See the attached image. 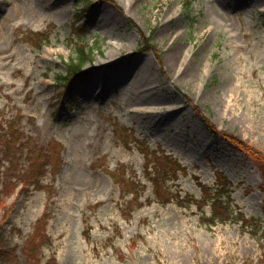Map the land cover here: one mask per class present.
<instances>
[{
	"label": "rangeland",
	"instance_id": "374dc122",
	"mask_svg": "<svg viewBox=\"0 0 264 264\" xmlns=\"http://www.w3.org/2000/svg\"><path fill=\"white\" fill-rule=\"evenodd\" d=\"M138 29L161 62L137 52ZM78 37L92 59L57 85ZM195 106L264 153V0L1 1L0 129L19 115L50 161L37 185L7 195L29 159L25 148L10 167L0 156V257H14L0 264H27L24 246L46 209L40 264H264L261 175L204 128ZM141 142L180 166L161 178L167 203L155 198ZM123 168L136 200L112 177ZM217 173L230 182L228 219L209 220L210 202L176 201H201L202 186L214 193Z\"/></svg>",
	"mask_w": 264,
	"mask_h": 264
},
{
	"label": "trees",
	"instance_id": "16d2710c",
	"mask_svg": "<svg viewBox=\"0 0 264 264\" xmlns=\"http://www.w3.org/2000/svg\"><path fill=\"white\" fill-rule=\"evenodd\" d=\"M110 1V0H105ZM185 5H189L190 0H184ZM86 10L83 11V13H78L76 15V21L81 19L85 14ZM80 28L76 27L74 28V32L81 34L79 32ZM83 30V28L81 27ZM43 35L41 33H35L32 34L31 37H35L37 39H40ZM142 38V44L139 47L140 52H147L151 51L156 59L161 62V57L159 54V51L157 47L153 44L152 37L144 36L142 33L140 34ZM82 37H78V39H81ZM94 49L87 47L83 44H75L74 47V55L70 57L66 71L63 74H58L56 76V81L61 85L64 86L66 83L70 82L72 79H74L77 76H81L85 73L83 70L84 65L92 59V56L94 54ZM194 109L196 110L197 114L199 115L204 128L211 133L214 136H219L222 139H224L226 142L234 146L238 151L244 153L247 157H249L255 166L257 167L258 171L260 172L261 178H262V185L260 189L264 192V153L262 150L258 149L257 147L253 146L252 144L244 141L243 139L239 138L238 136L227 133L221 130H218L216 126L206 117L204 116L200 110L195 106ZM20 116H12L9 120H6L4 122V127L0 129V156L3 161H6L10 166H13V162L11 157L15 155L18 151L21 149H26L27 157L29 159L28 167L24 171H18V176L20 182L23 187L28 185V183H31L33 185H37L41 178L44 176L46 172V167L49 164L50 156L49 152L44 151L42 149H36L37 146H34V142H30L27 140L25 135L20 131L19 128V121ZM126 135H128L127 130L125 131ZM140 150L144 154V157L148 160V165L153 166V172L152 175L150 171H148L146 167V174L147 178L152 184L153 193L155 194V198L157 201H160L162 203H167L170 200V195L165 188L163 182L161 181V178L163 176L174 179L175 173L179 170V164L176 160H174L171 156L162 153L153 152L152 154L149 153L147 146L144 143H139ZM13 164V165H12ZM16 165V164H15ZM58 164L55 165V167ZM147 166V165H146ZM16 168V167H13ZM9 168L4 169L3 175L5 172H8ZM17 170H14V172ZM112 177L121 184L123 190H125L128 193H131L132 199H137V188L134 185V183L131 180H126L124 177H126L125 169H119L118 172H112ZM17 179V178H15ZM216 181H217V189L214 193L211 192V189L207 188L206 186H202V193L203 197L202 200L197 202L192 200L191 198H185L186 201H183L185 199H180L178 195H175V199L177 202H180L181 204L185 203H195L199 206L201 209L203 204H206L207 202H210L211 204V217L209 220H212V222H216L218 220H226L229 218V211L226 208L225 201L223 200V197L226 200L230 199V192H229V186L230 182L227 180L225 176H223L220 173L216 174ZM19 183L17 185H19ZM16 185V186H17ZM15 186V187H16ZM136 189H135V188ZM143 187V186H142ZM7 188V187H6ZM14 187L10 190V192L7 194L9 195L11 191H13ZM49 219V212L46 209L41 217L36 221L34 231L32 235L29 237L26 245L24 246V250L22 252L26 263L27 264H40L39 255L41 253V248L44 244V240L46 238L45 231H46V225L47 221ZM5 250L1 249V253L6 256V258H3V256L0 257V263L4 262L3 260L9 259L13 260L14 257L11 255L4 253ZM11 254H14L13 252Z\"/></svg>",
	"mask_w": 264,
	"mask_h": 264
},
{
	"label": "bare ground",
	"instance_id": "6f19581e",
	"mask_svg": "<svg viewBox=\"0 0 264 264\" xmlns=\"http://www.w3.org/2000/svg\"><path fill=\"white\" fill-rule=\"evenodd\" d=\"M1 1H4V0H0V2H1ZM175 52H176V51H175ZM175 55H176V53H174V52L171 53V54L168 56V61H169V62H173ZM191 74H192V73H191V70H189V71H188V75L190 76ZM188 75H187V76H188ZM145 87H146V85H145Z\"/></svg>",
	"mask_w": 264,
	"mask_h": 264
}]
</instances>
